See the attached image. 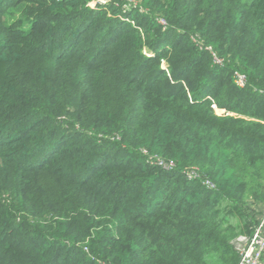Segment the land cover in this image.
I'll return each instance as SVG.
<instances>
[{
  "label": "trees",
  "instance_id": "1",
  "mask_svg": "<svg viewBox=\"0 0 264 264\" xmlns=\"http://www.w3.org/2000/svg\"><path fill=\"white\" fill-rule=\"evenodd\" d=\"M106 1L0 0V264H238L264 0Z\"/></svg>",
  "mask_w": 264,
  "mask_h": 264
},
{
  "label": "built area",
  "instance_id": "2",
  "mask_svg": "<svg viewBox=\"0 0 264 264\" xmlns=\"http://www.w3.org/2000/svg\"><path fill=\"white\" fill-rule=\"evenodd\" d=\"M94 1V0H93ZM92 3V2H91ZM94 6V5H92ZM237 82L241 85H245L244 76H239ZM213 108L219 114L228 113L224 109H220L217 104H213ZM158 161V160H157ZM154 163V161H152ZM160 164H165L159 161ZM193 172L189 173V176H193ZM213 186V185H209ZM240 241L243 242L241 259L238 264H264V212L259 218V223L255 227V232L252 237L245 238L240 237Z\"/></svg>",
  "mask_w": 264,
  "mask_h": 264
},
{
  "label": "rangeland",
  "instance_id": "3",
  "mask_svg": "<svg viewBox=\"0 0 264 264\" xmlns=\"http://www.w3.org/2000/svg\"><path fill=\"white\" fill-rule=\"evenodd\" d=\"M105 2H107V1H106V0H98V1L94 0V1L92 2V5H94V7H96V6L99 5V4H105ZM130 4H131V2H127V4H125V6H126L127 8H129V7H130Z\"/></svg>",
  "mask_w": 264,
  "mask_h": 264
}]
</instances>
